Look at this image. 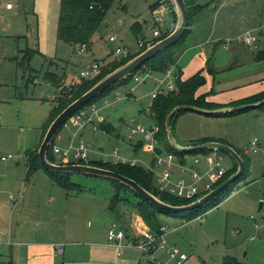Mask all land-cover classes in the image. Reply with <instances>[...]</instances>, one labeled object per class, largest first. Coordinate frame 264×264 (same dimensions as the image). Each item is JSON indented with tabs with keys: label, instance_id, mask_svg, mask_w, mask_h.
Listing matches in <instances>:
<instances>
[{
	"label": "rangeland",
	"instance_id": "rangeland-1",
	"mask_svg": "<svg viewBox=\"0 0 264 264\" xmlns=\"http://www.w3.org/2000/svg\"><path fill=\"white\" fill-rule=\"evenodd\" d=\"M158 1L116 0L92 38L89 46L92 50L81 54L79 46L60 41L57 37L60 0H0V168L16 161L19 167L25 166L26 153L40 145L42 132L47 131V124L62 90L79 84L82 81L80 73L84 68L94 61L102 64L114 59L117 61L118 47L135 51L139 49L140 41L147 40L153 34V29L157 27L163 31L168 27L169 15L166 14L161 20L160 16L154 18L151 11V6ZM200 2L203 5L210 2L197 18L201 27L211 26L217 13L216 26L225 22L228 27L234 25L250 30L264 25V0ZM111 36H116L117 42L111 43ZM48 74L57 76V87L47 80ZM128 84L110 92L106 98L112 104L100 109L95 115L99 131L94 132L89 125L85 127L87 130H84L82 139L91 145L90 149L106 155L103 159L117 162L118 158L112 157L114 151L119 149V158L127 160L129 165L146 170L147 167L152 168L153 154L147 150V143H143L142 134L129 140L128 127L131 119L146 128L153 125L147 112L153 86L151 82L138 86L134 94L138 99L114 102L112 95L116 90L123 92L136 86L132 80ZM96 103L99 108L103 107L101 102ZM185 113L187 116L193 114ZM210 118L201 123L202 130L210 131L217 125L236 135L239 141L237 149L248 159L247 176L235 184L225 201L200 217L185 221L160 216L159 223L168 228L169 247L178 248L190 257L187 264H202L204 260L206 264H223V260L228 257L240 264H264V108L249 110L231 119ZM105 122L113 130L103 135L101 130ZM195 124L199 125L198 122ZM173 131L180 145H188L183 140L185 136L182 130ZM139 142L143 147L137 150L135 148ZM252 142L260 144L257 153L251 151ZM204 154L192 153L183 158L188 164L199 158L200 165L207 169L209 161ZM220 154L225 168L234 163L230 156ZM8 155H13L14 159L3 163L1 158ZM55 160L61 162L60 157L56 156ZM157 179L154 175L156 187ZM71 180L86 188L73 201L81 205L80 226L96 229L99 224L95 218L99 220L100 210L94 212L87 205L96 208L102 206L115 195V189L109 181L96 177L72 174ZM159 251L168 255L165 250ZM150 261L155 262L152 258Z\"/></svg>",
	"mask_w": 264,
	"mask_h": 264
},
{
	"label": "crops",
	"instance_id": "crops-1",
	"mask_svg": "<svg viewBox=\"0 0 264 264\" xmlns=\"http://www.w3.org/2000/svg\"><path fill=\"white\" fill-rule=\"evenodd\" d=\"M192 3V10H195V13L191 19L190 31L181 45L182 50L175 66L180 81L185 82L201 73L205 82L198 88L195 96L196 98H203L205 104L213 107H234L264 95V29L256 31L257 28L260 29L264 25L250 29H255L257 32V41L254 46L247 47L240 39L250 30L234 25L228 27L225 22L216 26L218 25L216 20L218 13L215 15V20L211 26L201 27L197 18L207 9L210 2L203 5L200 0H193ZM156 4L151 6L154 18L160 16L161 20H164L163 16L169 15L168 28L172 32L176 25L174 12L166 13L163 9L153 8ZM235 4L233 3V5ZM212 9L216 11V8L212 7ZM152 39L153 34L145 41ZM130 51L135 54L139 52V49ZM114 60L107 61V63L110 64ZM148 82H151L154 90L155 83L151 80ZM133 84L135 83L133 82ZM138 86L127 88L123 92L117 91L121 92L127 100L138 99L134 95ZM248 112L215 118L231 119ZM193 114L187 116V113H182L175 122L174 130H182V134L185 136L183 140L188 144L185 146L194 145L202 139H211L227 144L236 149L237 152L239 151L237 149L239 141L233 132L224 131L217 125L213 130H202L201 123L212 118ZM148 118L152 121L151 127L155 126L156 123L153 119ZM195 122H198L199 125L196 126ZM105 124L109 123L105 122ZM186 128L187 132H185ZM84 130L87 128L80 129L67 123L66 126H63L56 145L64 148L73 139L83 141ZM253 143L256 144L257 150H252L253 146L251 145V151L257 153L260 144ZM88 145L90 149L91 145ZM140 145L141 148L143 147L139 142L135 149H138ZM91 154L95 159L91 157ZM204 155L205 159L209 161L207 169L200 165L201 162L199 165H195V159L190 164L186 163L184 158L177 157V160L200 173H204L212 165L211 153ZM103 157L105 158L106 155L90 149V162L104 163V161H109ZM2 162L7 163L9 161ZM18 165L19 163L16 161L0 168V264H157V262L173 264L168 260V256L159 250L154 253L156 263L153 261L144 263L142 252L137 247L123 244L119 248L109 242L108 230L115 223L121 226L127 238L133 232H140L146 228L150 229L137 212H130L127 208L121 207V218L118 220L109 210V201H105L102 206H97V208L88 204L90 210L94 212L100 210L99 220L95 218L99 225L96 229L87 226L82 228L80 226L81 205L73 202L79 198L78 193L67 192L62 189L43 170H38L28 178L27 157L25 166L19 167ZM235 167V164L232 163L224 168L228 172L234 170ZM175 176L176 178L181 176L178 169L175 170ZM58 198L59 202L57 203ZM59 246L63 248L62 254L57 251ZM188 258L184 264L189 262L190 257ZM206 263L207 261H202V264Z\"/></svg>",
	"mask_w": 264,
	"mask_h": 264
},
{
	"label": "trees",
	"instance_id": "trees-1",
	"mask_svg": "<svg viewBox=\"0 0 264 264\" xmlns=\"http://www.w3.org/2000/svg\"><path fill=\"white\" fill-rule=\"evenodd\" d=\"M115 1L116 0H60V11H59L58 31H57L58 39L60 41L71 44L73 46H80L83 44L90 46L93 36L97 32L100 24L103 22L107 11L115 3ZM185 2L188 7L189 19H190L189 27H190L192 16L195 13L194 12L195 10L194 11L192 10L193 0H185ZM158 6H159V2L153 8H158ZM174 17L176 20L175 14H174ZM189 31L190 29L186 33L185 37L179 43L168 48L167 50L160 53L152 60L148 61L145 64V66L141 67L137 72H140L144 69H148V70H152L154 73L163 74L169 68L176 66L178 58L182 50L181 45L184 39L187 37ZM145 50L146 48L140 50L138 53H135L133 56H131L128 59L111 62V65H110L111 70L103 71V73L95 80H92V81L82 80L79 84L71 85L69 88L64 87V89L62 90L61 97L57 99L56 101L57 105L53 113L50 116V119H49V122L46 128L47 129L49 128L50 124L56 119V117L65 108H67L75 100H77L87 91H89L99 81H101L105 76H107L108 74L116 70L117 68L125 65L127 62H129L131 59L138 56ZM132 79H133V76L129 78L126 82L116 84L114 87L108 89L103 94H101L99 97H97L95 100H93L90 104L99 102L102 99L108 97L110 95V92L113 91V89L127 85ZM47 80L52 82L53 85H55L56 87L58 86L59 80L57 76L53 74H48ZM204 82L205 80L201 76V73L197 74L196 76H194L193 78L185 82H181L180 79H178L176 83L177 91L174 93L161 94L154 101L153 107L151 109V113L149 114L150 117L153 119V121L156 123V125L159 127V133L157 134V138L162 146V149L167 152L173 153L178 158H183L185 155L179 154L171 148V146L169 145L166 130H165V120L167 116L170 114V112L176 106H181V105L196 106V107L204 108V109L224 108V107H218V106H214V107L208 106L207 104L204 103L203 98L201 97L196 98L195 96L196 92L198 88L204 84ZM262 100H264V95L257 97V98H253L247 102L240 103L237 106L256 103ZM262 108H264V106ZM181 114L182 113L178 114L173 119L172 121L173 129L175 127V122L177 118ZM236 114L225 115V116H214V117H227V116H234ZM62 128L58 132L56 139L53 143V146L48 151V157L50 161L53 163H57V161L55 160L56 156L54 155L53 147L57 144L58 136L61 133ZM103 130H105L107 133H110L113 130V128L109 124H104ZM46 132L43 133V138L41 140V143L44 139ZM209 141H214V140L202 139L200 140V142H197L195 145L200 144V143H206ZM40 145L36 149L30 150L26 153V157L28 161V173H27L28 178L31 177L34 173H36L38 170L45 171L41 166V162H40L39 155H38V150H39ZM140 148H141V145L139 146L138 149ZM203 153H209V151H204ZM238 153L245 161V172L242 175V177L238 180L240 181L242 178L247 176L249 166H248L247 157L245 158V155L239 151ZM233 162L236 166L235 169L232 171H228L226 175L224 176V178L220 182H218L216 185H214L213 189L217 188L218 186L226 182L230 176L236 173L237 164L235 163L234 160ZM57 164H61V162L59 161V163ZM90 165L99 167L102 169L110 170L118 174H121L129 179H132L137 184H139L141 187H143L150 193L154 194L156 197H158L163 202L173 205V206L188 205L197 200V198H194L191 200L181 199L173 195H170L169 193H161L156 187V185H154L153 173L139 166H132L129 164L114 165V164H108V163H103V162H95V163L90 162ZM45 172L51 177V179L59 187L66 190L67 192H76L80 194L86 191V188L84 186H81L80 184L72 182L71 175L69 174L64 175V174H52L47 171ZM107 181L111 183L112 187L116 191L115 195L109 201V210L116 217V219L119 220L121 218V211H120L121 207L127 208L130 212L135 211L143 219L146 225H148L151 231L158 235L161 234V228L163 227V225L159 223L160 216L179 218L185 221H187V219L192 220V219L198 218L204 213H206L207 211L211 210L212 208L218 206L223 201H225V199L230 195L231 190L233 189L235 184L238 182L237 181L235 184H232L227 190L223 191L219 196H217L215 199L211 200L209 203H207L206 205H204L203 207L199 209H196L194 211L187 212V213L171 214V213L157 209L155 206L150 204L148 201L144 200L139 195L132 192L127 187L117 182H114V181H110V180H107ZM224 264H239V263L233 258H226L224 260Z\"/></svg>",
	"mask_w": 264,
	"mask_h": 264
},
{
	"label": "built area",
	"instance_id": "built-area-1",
	"mask_svg": "<svg viewBox=\"0 0 264 264\" xmlns=\"http://www.w3.org/2000/svg\"><path fill=\"white\" fill-rule=\"evenodd\" d=\"M10 6V4L8 5ZM158 8L163 9L166 13L172 11L171 4L168 0H161L159 2ZM264 27L257 29L256 31L263 30ZM250 31L246 33L240 41L247 47L254 46L257 41L256 32ZM170 34V29L166 27L163 31L160 29L153 30V39L150 41H140L138 43L139 51L144 48H149L153 46L159 39ZM111 43L117 42V38L112 36L109 38ZM89 46L86 44L79 46V51L81 54L88 51ZM116 55L119 57L118 60L128 59L134 55L129 49L118 47L116 49ZM117 60V61H118ZM110 64H101L98 61L92 62L88 67L84 68L80 73L81 80L92 81L98 78L103 71L111 70ZM179 79L178 73L176 72V67L173 66L169 68L163 74L154 73L152 70L144 69L140 72H137L133 75L132 81L136 84V86L144 84L148 81H153L155 83V88L151 93V99L147 104V112L150 114L151 109L153 107L154 101L161 95L167 93H174L177 91V81ZM114 102H120L123 99H127L122 96L121 92L115 91V94L112 96ZM102 103L101 108H99L97 103L89 104L75 113L67 123L72 124L80 129H84L85 127L91 125L94 132L99 131V127L95 122V115L98 113L100 109H103L112 103L108 100V98H104L99 103ZM66 123V124H67ZM65 124V126H66ZM129 131V140L142 134L143 135V143H147V150L151 151L153 154L154 162L152 168L147 167L146 170L150 171L157 177V188L161 193H169L175 197L181 199H200L204 195L211 192L218 182H220L227 173V170L223 166V157L219 152L212 151V165L211 167L204 173H200L194 168H190L189 166L178 162V158L173 153L164 151L162 146L157 138V134L159 133V127L157 125L146 128L144 125L137 124L135 119L130 120V127H128ZM103 135H106L105 130H101ZM252 150L256 151V144H252ZM54 155L61 158L62 165H71V164H83L90 165L89 158V145L84 141H75V139L71 140L68 145L64 148L55 145L53 147ZM165 153H164V152ZM119 149L114 151V157L118 158V161L110 162L104 161V163H112L114 165L122 164L127 165L128 161L121 159L118 157ZM2 161H10L14 159L13 155H8L7 157H2ZM201 160L196 158L194 160L195 165H199ZM158 169L161 171L158 172ZM178 169L181 176H175V170ZM189 179V180H187ZM258 224H256V228ZM167 227L161 228V234L153 233L150 229H144L140 232H133L129 238H127L126 233L121 229V226L118 223H115L108 230V240L110 243L116 245L121 248L123 244L127 246H134L141 250L142 252V261L143 262H151L156 259L154 258V253L157 250H165L167 252L168 260L173 264H184L188 261V256L185 253H182L178 248L169 247L167 241ZM126 241V242H124ZM57 251L62 254L63 248L57 247ZM157 264H161L158 263Z\"/></svg>",
	"mask_w": 264,
	"mask_h": 264
},
{
	"label": "water",
	"instance_id": "water-1",
	"mask_svg": "<svg viewBox=\"0 0 264 264\" xmlns=\"http://www.w3.org/2000/svg\"><path fill=\"white\" fill-rule=\"evenodd\" d=\"M172 11L176 16V25L173 31L165 36L164 38L158 40L153 46L147 48L144 52L138 56L131 59L125 65L117 68L107 76H105L101 81H99L94 87L89 91L83 94L80 98L75 100L67 108H65L56 119L50 124L47 132L44 136V139L39 147L38 155L41 162L42 168L52 174H81L89 177H96L100 179L110 180L117 182L128 189H130L135 194L142 197L144 200L148 201L150 204L155 206L157 209L171 213V214H180L187 213L199 209L209 203L211 200L219 196L223 191L227 190L232 184H235L245 172V161L240 156V154L233 147L216 141H209L206 143H200L197 145L182 146L180 145L174 135L172 121L180 113L192 112L204 116H225L233 115L236 113H242L249 110L259 109L264 106V100L244 104L234 107H224L218 109H204L196 106L190 105H181L176 106L165 120V130L167 134V139L171 148L179 154H192L200 153L204 151H216L219 153H224L230 156L235 163L237 164V171L232 176L228 178L226 182L213 189L208 194L204 195L200 199L183 206H173L167 204L156 197L154 194L150 193L139 184H137L132 179H129L121 174L116 172L102 169L99 167L83 164H71V165H62L53 163L48 157V151L53 146V143L56 139V136L60 129L65 126L69 119L77 113L79 110L89 105L93 100L99 97L108 89L114 87L116 84L126 82L131 78L141 67L155 58L160 53L164 52L168 48L179 43L186 35L189 30V12L185 0H169Z\"/></svg>",
	"mask_w": 264,
	"mask_h": 264
}]
</instances>
